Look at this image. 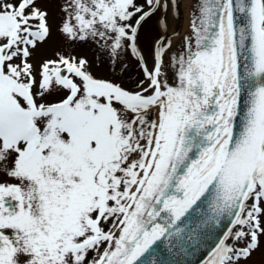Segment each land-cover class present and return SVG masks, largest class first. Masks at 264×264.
Listing matches in <instances>:
<instances>
[{"label": "snow or ice", "instance_id": "6c2138e0", "mask_svg": "<svg viewBox=\"0 0 264 264\" xmlns=\"http://www.w3.org/2000/svg\"><path fill=\"white\" fill-rule=\"evenodd\" d=\"M60 9L0 0V264L264 260V0H196L178 50L179 0Z\"/></svg>", "mask_w": 264, "mask_h": 264}, {"label": "rangeland", "instance_id": "374dc122", "mask_svg": "<svg viewBox=\"0 0 264 264\" xmlns=\"http://www.w3.org/2000/svg\"><path fill=\"white\" fill-rule=\"evenodd\" d=\"M42 3H44L48 9H49V14H50V21L53 23L54 29L55 26L59 24L60 20L63 17V13L60 9V3L61 0H41ZM175 30V28L173 29V31ZM156 31H158V28L156 29ZM173 31H169V32H173ZM142 36L144 37V45L146 47V49L149 50V55L150 57H152L151 59L153 60V52H152V44H153V40L155 38V31L154 32H147L145 30L142 31ZM62 46V40L59 37V34L56 33L54 31V35L53 38L45 45H42L40 47V49L37 51V58L42 57V56H46V55H51L52 49L53 48H57ZM77 51L82 54V55H86L87 57H89V59H93L95 56L100 55L101 53L97 52V50L90 45H83L80 46ZM129 58L130 57V52L127 55H122L121 59H120V64L119 67L116 68L115 70V74L117 73V71L120 70H124L125 68V63L127 61L122 60V58ZM107 58L105 57V60ZM166 62L168 57L166 56ZM130 61V60H128ZM130 63V62H129ZM93 70L96 71L99 74H107L109 72V66L107 65V63L101 65L100 62L98 60H93ZM255 264H264V260H262L260 254H257L254 258Z\"/></svg>", "mask_w": 264, "mask_h": 264}, {"label": "flooded vegetation", "instance_id": "af4514ba", "mask_svg": "<svg viewBox=\"0 0 264 264\" xmlns=\"http://www.w3.org/2000/svg\"><path fill=\"white\" fill-rule=\"evenodd\" d=\"M138 45L141 48V50L144 52L147 62L149 63V65H151L153 60L151 59L152 57H150L149 55V50L146 49V47L143 44L141 35H139ZM130 55H131L130 58L125 57L122 58L121 60V61L123 60L127 61L125 63L126 65L124 70L117 71V73L115 74L117 79L123 80L125 84H131L143 75L141 65L138 63L137 58L132 54Z\"/></svg>", "mask_w": 264, "mask_h": 264}, {"label": "bare ground", "instance_id": "6f19581e", "mask_svg": "<svg viewBox=\"0 0 264 264\" xmlns=\"http://www.w3.org/2000/svg\"><path fill=\"white\" fill-rule=\"evenodd\" d=\"M195 3L194 0H181L182 4V24H181V29L179 32V35L172 38L173 39V49L178 50L182 47L181 45V38L185 35V33L188 32L189 30V25L191 21V6ZM176 24V17L173 13V11H169V31H173L175 28ZM168 72L169 78L172 76V70L170 68L166 69Z\"/></svg>", "mask_w": 264, "mask_h": 264}, {"label": "water", "instance_id": "95a60500", "mask_svg": "<svg viewBox=\"0 0 264 264\" xmlns=\"http://www.w3.org/2000/svg\"><path fill=\"white\" fill-rule=\"evenodd\" d=\"M196 2V0H194ZM179 3H180V14L179 15H176V28L173 32H176V33H179L180 32V29H181V24H182V16H183V12H182V4H181V0H179ZM173 32H169V34L171 35ZM177 35H173L172 38L176 37ZM194 259V258H193Z\"/></svg>", "mask_w": 264, "mask_h": 264}]
</instances>
